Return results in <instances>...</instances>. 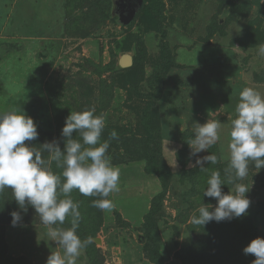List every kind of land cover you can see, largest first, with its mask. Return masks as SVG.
<instances>
[{"label":"rangeland","instance_id":"rangeland-1","mask_svg":"<svg viewBox=\"0 0 264 264\" xmlns=\"http://www.w3.org/2000/svg\"><path fill=\"white\" fill-rule=\"evenodd\" d=\"M114 1L0 0V111L17 106L33 118L39 136L25 143L40 148L56 139L63 150L66 117L93 108L106 121L101 140L118 133L107 152L120 169L111 207L70 194L81 214L77 234L93 240L77 264H252L243 249L264 238V168L250 165L240 181L249 186L246 215L203 227L191 217L217 204L203 195L212 171L224 193L234 192L224 169L239 93L251 87L264 96V0H158L156 29L140 13L121 25ZM126 53L133 64L122 70ZM210 119L221 122L220 139L197 156L215 154L218 162L202 172L188 142L193 124ZM48 167L62 171L55 161ZM145 168L159 183L155 193ZM13 211L22 216L16 226ZM70 219L53 227L69 228ZM47 232L31 206L24 212L11 189L0 192V264L63 256Z\"/></svg>","mask_w":264,"mask_h":264},{"label":"clouds","instance_id":"clouds-1","mask_svg":"<svg viewBox=\"0 0 264 264\" xmlns=\"http://www.w3.org/2000/svg\"><path fill=\"white\" fill-rule=\"evenodd\" d=\"M258 54L264 55V45L258 47ZM236 118L231 120L230 153L228 167L224 169L227 183L234 186V192L224 193L219 171H212L207 179L203 195L215 198L217 204L210 211L207 205L198 209V215L191 217V223L205 226L211 221L221 222L246 215L250 200L246 193L249 186L241 183L249 174L250 165L260 171L264 168V96L251 87L239 93L235 107ZM106 126L105 118L96 115L95 109L71 111L61 131L63 150L56 139L36 148L26 141L38 139L39 133L33 118L21 108L14 106L0 111V192L11 189L19 208L27 212L31 206L42 224L48 226L47 235L63 249L52 252L46 264H77L81 250L93 242L77 234L81 221L78 203L71 198L73 190L87 197H99L92 206L100 210L111 207L110 194L119 191L120 169L114 166L107 154L110 140H117L118 133L112 130L108 140H101ZM221 122L208 120L203 125L194 123V138L188 144L190 156L197 157L192 166H200L202 172L208 169L204 164L215 165V154L198 157L220 139ZM75 134V135H74ZM78 137V138H77ZM44 153L48 154L47 159ZM55 161L59 174L48 167ZM12 225L22 220L20 212L13 211ZM71 218L69 228L53 227L63 225ZM243 252L255 256L252 264H264V238L253 239Z\"/></svg>","mask_w":264,"mask_h":264},{"label":"water","instance_id":"water-1","mask_svg":"<svg viewBox=\"0 0 264 264\" xmlns=\"http://www.w3.org/2000/svg\"><path fill=\"white\" fill-rule=\"evenodd\" d=\"M143 0H115L113 15L118 18V22L123 25H129L137 16L142 7ZM133 59L130 54H122L118 60L119 69H128L132 66ZM99 244V240L95 241Z\"/></svg>","mask_w":264,"mask_h":264},{"label":"trees","instance_id":"trees-1","mask_svg":"<svg viewBox=\"0 0 264 264\" xmlns=\"http://www.w3.org/2000/svg\"><path fill=\"white\" fill-rule=\"evenodd\" d=\"M157 4H158V0H143L142 7L138 12V14L140 13L141 15L140 21L151 29H156V24L158 23V18L157 16H155V12L157 11ZM146 174L152 175L151 172L148 171H146ZM163 189L164 188H162V193L164 192ZM162 193H160L156 197H159ZM151 209H152V203H151ZM150 213L151 212H149L146 216H148Z\"/></svg>","mask_w":264,"mask_h":264},{"label":"crops","instance_id":"crops-1","mask_svg":"<svg viewBox=\"0 0 264 264\" xmlns=\"http://www.w3.org/2000/svg\"><path fill=\"white\" fill-rule=\"evenodd\" d=\"M146 178H148L151 182L149 188L151 187L152 189H150V192L154 191V193H155L160 188L159 183L157 182V180L153 176H150L149 174H148V176H146ZM142 181L144 182L143 179H142Z\"/></svg>","mask_w":264,"mask_h":264}]
</instances>
